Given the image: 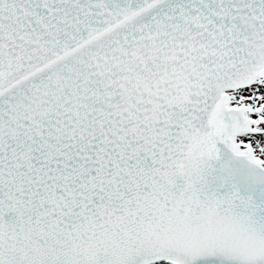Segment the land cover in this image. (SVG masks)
Wrapping results in <instances>:
<instances>
[{
	"label": "snow or ice",
	"instance_id": "obj_1",
	"mask_svg": "<svg viewBox=\"0 0 264 264\" xmlns=\"http://www.w3.org/2000/svg\"><path fill=\"white\" fill-rule=\"evenodd\" d=\"M0 264H264V0H0Z\"/></svg>",
	"mask_w": 264,
	"mask_h": 264
}]
</instances>
